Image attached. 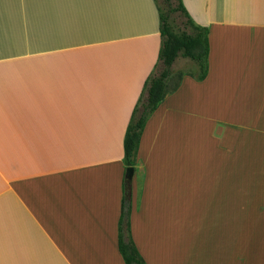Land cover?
Returning <instances> with one entry per match:
<instances>
[{"label": "crops", "instance_id": "obj_1", "mask_svg": "<svg viewBox=\"0 0 264 264\" xmlns=\"http://www.w3.org/2000/svg\"><path fill=\"white\" fill-rule=\"evenodd\" d=\"M181 1L209 29L208 76L146 125L132 238L146 264H264V0ZM158 7L0 0V264H126L124 138Z\"/></svg>", "mask_w": 264, "mask_h": 264}, {"label": "trees", "instance_id": "obj_2", "mask_svg": "<svg viewBox=\"0 0 264 264\" xmlns=\"http://www.w3.org/2000/svg\"><path fill=\"white\" fill-rule=\"evenodd\" d=\"M156 1L158 2V0ZM174 2L177 5L174 6ZM163 3L165 8L160 3L158 7L162 38L159 62L144 84L142 94L133 110L125 133L124 164L126 171L129 168H136L138 152L146 125L166 96L180 87L185 75L191 76L198 82L204 81L208 76L209 29L194 23L181 0H163ZM177 13L183 18L181 28L177 27L171 19V16ZM179 58L190 60L194 65V70L188 74H174L172 67ZM176 75L179 78L173 84ZM130 195L131 187L125 181L118 228L119 251L126 264H146L132 238Z\"/></svg>", "mask_w": 264, "mask_h": 264}, {"label": "rangeland", "instance_id": "obj_3", "mask_svg": "<svg viewBox=\"0 0 264 264\" xmlns=\"http://www.w3.org/2000/svg\"><path fill=\"white\" fill-rule=\"evenodd\" d=\"M158 2L160 3V5H162V7L165 8V4L163 3V0H158ZM175 5H177L176 2H174V6ZM171 19L175 22L177 27H179V28L182 27L183 18L181 17L180 14H178V13L177 14H173L171 16ZM189 62L190 63H187L186 65L185 64L180 65L178 67V70H177L176 74H179V73H187L188 74V73L192 72L194 70V65H193V63L191 61H189ZM178 78L179 77L176 75V78H175L173 84L178 81Z\"/></svg>", "mask_w": 264, "mask_h": 264}, {"label": "water", "instance_id": "obj_4", "mask_svg": "<svg viewBox=\"0 0 264 264\" xmlns=\"http://www.w3.org/2000/svg\"><path fill=\"white\" fill-rule=\"evenodd\" d=\"M134 175H135V169L134 168L127 169L126 174H125V181L130 185V187H131L132 181L134 179ZM130 199H131V195H130Z\"/></svg>", "mask_w": 264, "mask_h": 264}]
</instances>
